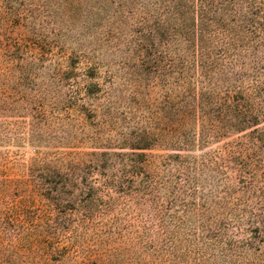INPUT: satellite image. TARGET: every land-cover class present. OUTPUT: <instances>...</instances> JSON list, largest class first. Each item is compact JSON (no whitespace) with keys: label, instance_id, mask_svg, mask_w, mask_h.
Returning <instances> with one entry per match:
<instances>
[{"label":"rangeland","instance_id":"obj_1","mask_svg":"<svg viewBox=\"0 0 264 264\" xmlns=\"http://www.w3.org/2000/svg\"><path fill=\"white\" fill-rule=\"evenodd\" d=\"M181 5L0 0V264H264V117L151 121L180 101Z\"/></svg>","mask_w":264,"mask_h":264},{"label":"trees","instance_id":"obj_2","mask_svg":"<svg viewBox=\"0 0 264 264\" xmlns=\"http://www.w3.org/2000/svg\"><path fill=\"white\" fill-rule=\"evenodd\" d=\"M180 2V12L173 9L171 16L178 14L181 20L184 47L178 58L182 71L170 89L180 91V97H174L180 101L166 97L151 121L160 126L168 120L161 125L165 130L172 126L171 119L185 123L193 115L204 123L214 116L211 122L221 133L259 125L264 117V24L244 34L238 22L240 0ZM152 91L149 88V100ZM209 108L213 115L207 113Z\"/></svg>","mask_w":264,"mask_h":264}]
</instances>
